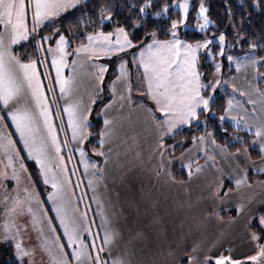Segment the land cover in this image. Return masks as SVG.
<instances>
[{"label": "crops", "instance_id": "crops-1", "mask_svg": "<svg viewBox=\"0 0 264 264\" xmlns=\"http://www.w3.org/2000/svg\"><path fill=\"white\" fill-rule=\"evenodd\" d=\"M69 10L71 9L67 11ZM59 17L54 18L52 23L45 21L38 30L44 36L52 34L54 40L49 39L46 41L47 46L39 47L37 56H31L28 50H24V55L20 56L18 47L24 44V40L11 45L10 50L21 60L27 61L31 58L38 61L37 70L43 78L44 84L45 78L42 69L46 71L62 110L66 103L78 105L80 111H84L86 108L90 109L85 113L88 138L83 143H80L78 139H72V130L65 122L67 145L75 151L77 156L78 166L72 159L74 172L71 170L68 173H66L67 171L61 172L56 167L59 160L51 148L47 129L42 120L38 122L39 135H42L47 142L48 151L52 157L50 164L53 172L61 181L65 175L70 181L69 184L64 185L67 193V210L70 215L81 221L85 229L89 226L91 229L89 238L85 235L87 231L83 230L81 238L84 239L86 245H89L88 251L92 259L84 258L81 261H76L70 256L64 258L70 260L71 264H93L97 253L90 246L94 242L96 249H103L99 253L101 264H114V261H120L121 264H189L188 257L193 258L191 264H203L205 256L215 257L221 254L238 259L241 264H254V262L246 260L245 257L254 255L256 251L257 242L251 239L252 230L249 224L251 219L259 218L258 215H264V181L249 183L246 174L248 171L264 173V152L260 150V144L264 142V135L256 136V128L264 125V95H262L264 89L259 91L256 87L248 88L236 83L239 91L245 94V99H250L252 110L248 111L245 104L231 99V110L228 114L224 113L225 118L235 127L253 133L255 147L261 152L259 159L252 160L245 150L230 153L223 146L213 142L211 137H208L209 148L212 151L210 155L220 159L223 171L231 178L245 177L242 184L239 186L235 184L238 188L237 191L228 192L231 201L221 202L215 194L213 199L215 206L213 207L210 205L211 200L208 199L212 196L211 191L202 188L201 171L199 169L189 170L191 166L195 165L196 160L203 157L200 150L201 145L197 150L193 149L195 153L191 160L182 158L187 151L175 154L174 150L179 144L169 143L172 133L164 132L162 138L165 147L161 154L159 146L161 131L157 121L153 119V116L159 118L161 114L156 111L154 102L147 100L148 96L141 98L133 94L130 87L129 71L133 72L135 69L139 71L140 68L136 66L137 63L130 60L131 55H127L128 63L124 59L118 61V70H116V62L114 66L109 64L106 74L96 72L97 83L91 82L88 86L81 84L80 88L79 85L73 84L72 75L74 73L85 70L87 75L93 79L95 76L93 61L100 63L104 60L106 62L108 56L116 57L120 54L124 57L126 54L125 52H113L108 56H103V53L98 52L96 55L89 53L77 55L75 49L81 42L72 46L67 45L68 55L64 58L65 65L61 69V76L64 79H69L73 88L66 95L61 96L56 69L52 65L54 51L52 53L46 51L49 47L52 49L55 47L57 37L48 31L43 32L45 27L55 23ZM29 24L31 27L30 14ZM52 29L56 30V27ZM0 31H3L2 25H0ZM82 42L87 44L86 38ZM122 61L125 62L124 73L120 69ZM104 65L107 68L108 65ZM252 70L251 74L254 75ZM101 77L102 79L104 77V85L101 84ZM26 100L35 111V105L31 102L30 96ZM228 106L229 104L226 108ZM0 116L5 117L4 120H0V129L2 132L6 131L4 135L12 141V144L7 147L10 146L12 149L13 158L17 161L22 160L29 167L33 165L38 170L42 184L49 189L45 192L41 202L40 226L43 229L47 227L50 234L52 233L51 226L55 227L56 231L53 236L59 237L60 244L67 245V237L64 236L63 227L53 210V202L48 198L49 193L54 191L51 184L44 183L40 165L36 163L34 155L29 156L15 125L12 124L10 117H7L3 105H0ZM66 116L68 117V115ZM105 119L110 121L109 125L104 124ZM99 122L98 133L102 130L108 131L102 148L99 144V135L96 144L89 143L90 128ZM186 125H178L173 129V132L178 133L181 131L180 129H185ZM78 148L84 149V160L89 164L87 169L81 162L82 158ZM100 150L104 151V156L98 154ZM224 156L230 158L225 159ZM237 156L241 159L238 165H236ZM65 161L64 158V167L67 169V161ZM226 161H232L231 169L225 164ZM93 164L96 167H92ZM174 168L186 170L187 178L184 180L175 179L172 175ZM224 172L221 169L210 171L215 185L220 183L224 176L227 177ZM51 174L49 173L50 176ZM74 175L79 182V191L76 188L75 190L70 189L74 186L72 182L75 179ZM90 180L92 181L91 186H89ZM241 189L245 191L242 192ZM227 203L233 204L234 208L230 209L235 210L234 216H222L221 211L223 208H228ZM84 205L86 210H84ZM238 206L240 211H237ZM84 213H86L87 220L83 219ZM4 222V219L0 217V246L8 244L15 254L16 248L11 244V241L14 242V245L17 242L13 240L12 231L5 233ZM36 222L35 214L34 216L31 214L30 217L27 215L28 225H36ZM22 231L19 243L22 248L28 247L29 253L28 256L22 258L23 264L37 263L34 261L35 255H31L29 252L30 248L34 251L35 236H31L29 230L22 229ZM106 232L111 236L108 243L103 242ZM5 236L7 239L4 238ZM260 243H264V239ZM75 247L77 246H66L63 251L71 253ZM59 251L61 254L60 249Z\"/></svg>", "mask_w": 264, "mask_h": 264}, {"label": "snow or ice", "instance_id": "snow-or-ice-1", "mask_svg": "<svg viewBox=\"0 0 264 264\" xmlns=\"http://www.w3.org/2000/svg\"><path fill=\"white\" fill-rule=\"evenodd\" d=\"M85 0H0V25L3 26V31H0V105H3L7 117H10L11 122L15 125L16 131L19 133L25 148L28 150L29 156H35L36 163L40 165L41 172L44 176V183L51 184L53 192L49 193V199L53 202V210L60 220V224L64 230V236L67 237L68 244L59 243V237H56L55 245L61 250L60 258L56 259V264H70V260L64 257L70 256L76 261H81L84 258L92 259L88 251L89 245H86L84 239L81 238V233L87 231L91 234L90 228H84L80 220L75 216L70 215L67 210V193L64 185L69 183L68 177L65 175L63 181L57 176L51 167L50 161L52 157L48 151V144L42 135H39L38 122L43 121L44 127L47 129V137L50 138L51 148L55 152V157L59 160L56 165L61 172H66L64 167V158L61 156V142L57 138L56 127L52 123V116L49 110V103L45 95L44 87L41 83L40 73L37 70L38 61L35 59H27V61L19 59L13 55L10 46L17 44L22 40H28L30 36L35 40L39 37L38 43L42 47L43 41L51 39L50 36H44L39 33V29L44 25L45 21L54 22V18L59 17L68 9H76ZM156 6V0H140L139 4H132V7H137L138 11L126 18L124 23L116 21V26L112 31L93 30L86 32L85 38L87 44L81 43L75 49V54L89 53L96 55L98 52L104 55H110L113 52H124L126 49H132V62L139 60L138 67L143 69L144 80L146 81V93L148 98L154 102L155 109L161 116L159 118L153 116L157 121V125L161 131V139L159 146L161 154L164 150V132L172 133L177 125H191L193 122H199V117L203 113L210 111V100L212 96L209 94L215 90L216 86L221 82L219 79L214 81H205L202 83L204 75L199 70V61L201 59V50L205 60H215L216 56H224L225 53V33L220 32L216 37L205 35L202 39L195 42H189L180 38L178 29L180 25H186V20L189 14V0H173L170 5L167 0L159 5V10L149 13L147 10ZM170 7H178L180 15L177 18H169L168 12ZM208 9L205 6L204 0H200L197 13V27L201 32L208 29L209 25L214 22L210 20ZM29 14L31 15V27L29 24ZM151 15L155 20L161 17L168 19V25L163 29L165 39H160L158 33L161 31V26L154 24L149 27L148 17ZM88 16L87 12L81 11V19ZM113 12L108 7H103L99 11V20L93 22L86 21L88 24L99 23L101 26L105 21H112ZM143 29L145 38H149L148 43L143 40L136 39L137 30ZM55 52L52 56V65L56 69L57 83L60 86L61 96L68 93L71 88V81L64 79L61 76V69L65 65V56L68 55L66 46L68 44L67 37L59 29L54 30ZM114 37V39H113ZM240 34H237V39ZM218 39V51L214 52L211 45ZM231 47V45H229ZM250 47L256 48V44H251ZM47 52L52 53L53 49L49 47ZM127 55V53H125ZM247 57V54H245ZM227 60L231 63L235 61L237 71L242 68L246 69L251 65L253 72H257L259 67H264V56H251L244 60H240L232 55L227 56ZM75 63V61H73ZM124 63L121 62L120 69L124 73ZM106 66L101 65L100 71L104 72ZM214 72H221V62L216 60L214 63ZM102 79V77H101ZM48 91H52L51 88ZM264 95V93H262ZM31 98V102L35 105V111L29 106L26 98ZM228 108L224 109L225 114H228L232 107V101L228 102ZM68 115V127L72 130V139L79 140L83 143L88 138L87 116L85 113L90 109L80 111L78 105L66 103L63 109ZM214 114V113H213ZM4 116H0V120H4ZM220 121L225 120V115L219 116ZM105 125H109L110 121L105 119ZM100 136L99 144L101 148L105 143V136L108 135L107 130H102L98 133ZM211 135V133H209ZM264 135V125L256 128V136ZM7 148L12 144V141L7 137ZM196 138L193 137V140ZM200 141H204V137H200ZM215 142V141H213ZM65 146L67 141L64 142ZM81 155V162L84 163L85 169L89 164L85 162L84 149H77ZM260 150L264 152V142L260 144ZM95 151V149H93ZM239 151V149H237ZM104 156L103 150L98 153ZM11 162V157H9ZM96 167L95 164L91 165ZM23 167V165L21 166ZM49 173H52L51 176ZM74 174V173H73ZM191 175V173H189ZM14 179L18 177L14 176ZM245 177L235 180V184L239 186L244 182ZM92 181H89L91 186ZM222 185H217L219 191ZM27 191V190H26ZM228 195V190L224 191V196ZM7 199V197H5ZM19 204V200L15 202ZM13 209H8L11 212ZM31 211V208H29ZM237 211H240L239 206ZM86 213L83 214V219H86ZM249 227H253L251 223ZM260 232L253 231L251 239L260 241L264 239V215L258 218ZM9 226L5 225V233L9 232ZM55 231V229H53ZM7 239V236L4 237ZM111 236L106 232L103 242L108 243ZM52 242H49L51 245ZM77 247L71 253H65L63 250L67 247ZM96 250V257L93 264H101L99 253L102 248L96 249L93 242L90 246ZM16 259L19 264H23V257L29 253L21 247L17 242L15 244ZM51 250V247H50ZM264 243L256 244L254 255L245 257L246 260L254 262V264H264ZM192 257H188L191 264ZM214 261V264H241V261L234 259L231 256L218 255L215 257H204L203 264H209V261ZM114 264H121L120 261H114Z\"/></svg>", "mask_w": 264, "mask_h": 264}, {"label": "rangeland", "instance_id": "rangeland-1", "mask_svg": "<svg viewBox=\"0 0 264 264\" xmlns=\"http://www.w3.org/2000/svg\"><path fill=\"white\" fill-rule=\"evenodd\" d=\"M205 1L206 0H204V3H205ZM178 2H179V0H177V3ZM199 3H200V0H198L197 5L193 11V19L191 21H189L190 14H191V11H192L193 6H194L193 0H189L190 7H189V14H188V17L186 20L187 26L180 25L179 29H178V35L180 36V38L187 40L189 42H195L198 39H202L205 35H208V36L215 35L216 37H218L219 33H220V32L216 33L213 30L214 29V23L209 25L208 29H206L204 32H201L199 30V28L197 27V13H198ZM171 8L174 10H177L179 12V15H180V11H179L178 7H174V8L171 7ZM207 14H208V12H207ZM56 29H59V28L56 27ZM192 31L196 32L198 35H201V36H199L198 38H195V39L194 38L190 39L189 37H187L185 35V34H188ZM222 32H224V31H222ZM52 33L55 35L54 30L52 31ZM224 33H225V37H226L224 56H222V57L216 56L215 60H205L203 58L204 50H201V59L199 61V70L204 74L202 76V83L205 81H214L216 79H219L221 82L219 85L216 86L215 90H212L209 93L212 96V99L210 100V105L212 104V102L217 97L223 96V97H225V101L227 102V104H228L229 100L235 99V100L240 101L243 104H245V108H247L248 111H251L252 105H251V102L249 101L250 99L249 100L245 99V94L239 91V89L236 86V83L245 85L248 88L256 87V89L259 91H261V89L263 90L264 85L258 86V82L260 80H264V67H260V68H262V70L258 69L257 72H255V73L253 72L251 65H249L246 69L242 68L241 70L237 71L235 61L230 63L227 60L228 55H232L233 57H236L240 60H244V59L251 57L253 55L256 57H259V56L255 55L254 53H246V52L244 53L242 51L241 34H240V38L237 39L238 33L236 32V30H234V28H231V30L226 31ZM50 36H51V39H53L52 34ZM160 39H165V38H160ZM38 40L39 39L37 37V39H35V45L37 47V50H39V47L41 48V45H40V43H38ZM67 40L69 42V44H67V45L72 46L73 43L70 41V39H68V37H67ZM148 42H149V39L144 41V43H148ZM30 43L34 44V39L32 38V36H30L28 40H24L23 45L28 47V45ZM81 43H84V42H81ZM218 44H219V41L217 39L216 41L213 42V45L210 46V47H212V50L214 52L218 51ZM23 45H20V47H18V48L20 49ZM229 45H231V47H229ZM43 46H47L46 41L42 42V47ZM53 51L55 52V47L53 48ZM124 52L127 53V55H131L130 60L132 61L133 50L132 49H126ZM245 54H247V57ZM127 55H125L124 57H122L120 54L117 55L116 57H111V56L107 55L108 61H106V62L104 60H102L100 63L93 61L92 64H93L94 70H95V76L93 77V79L89 75H87V71L81 70V71H78L77 73H74L72 75L73 84L79 85V87L81 88V84L88 86V85H90L91 82L94 84L97 83L98 76L96 75V72L102 74L100 71L101 65H104V64L108 65L106 68V72L105 71L103 72L104 74H106L108 72L109 64L114 66L117 63L116 70H118V63H119L118 61H120L121 59L122 60L124 59L128 63L129 58L127 57ZM40 56H41V53L39 54V57ZM103 56H104V54H103ZM261 56H264V51L261 53ZM216 60L221 62V72L219 74H216L214 72V63ZM135 64L138 67V64H139L138 58H137ZM46 65H47V63L45 64V66ZM88 67L90 68V66H88ZM128 67H129V65H128ZM46 68H47V66H46ZM251 70H252V73L254 75L251 74ZM42 71H43V75L45 78V84H44L43 78L40 76L41 83H42V86L44 87L45 95L47 96V99H48L49 110H50V113L52 116V123L56 127L57 137H58V140L61 142V154H62L63 158H65V160L67 161V162L65 161L67 164L66 165L67 166V172L66 173H68L70 170L74 172V170H73L74 166H73L72 159L74 160L75 164L77 165L76 153H75V151L71 150L68 145L65 146V144H64V142L67 140V137H66L67 135H66V131L64 128L65 122L68 124V117L66 116L67 113H65L62 110L60 104L58 103L54 89H53V86H52V83L49 80L46 71L44 69H42ZM81 73H82V75H81ZM108 76H109V74H108ZM129 78H130V87H131L133 94L135 96H140L141 98H146V96H147L146 81L144 80L143 69L140 68L139 71H137L135 69L133 72H132V70H130L129 71ZM103 81H104V77H103L102 82H101V84L104 85ZM103 85H102V87H103ZM49 88H51L52 91H48ZM72 88H73V85L71 84L70 89H72ZM79 92H80V90H79ZM226 92H227V95H225ZM78 93H77V96L79 95ZM147 100H150V99L147 98ZM207 113H210V111ZM192 124L196 125L197 122H193ZM188 126L189 125H186L185 127L189 128ZM180 130H183V129H180ZM4 133H6V131L2 132V129H0V217L3 218L5 221L4 222V228H5L6 224L9 226L10 231L13 232V240H15L16 242H20L19 236L23 234L22 229L24 231L29 230L31 236H35V240H34L35 246L33 247L34 251H32L31 248L29 250L31 255H35L34 261H36L37 263H33V264H56V259L60 258L61 254H60L59 248L56 247V245H55V238L56 237L53 236L55 234L53 231V229H55V227L51 226L50 229L52 230L51 231L52 233L50 234V233H48L46 226H45L46 227L45 229H43L40 226L41 222L39 221V218H40L39 211H40V207H42L41 202H42V199L45 195V192H47V190H49V189L47 187H44V185L42 184L41 178L38 175V170L36 168H34L33 165H31L29 167L22 160H20V161L15 160L13 158L14 154H13V151L10 148V146L7 148L3 147V145L7 144L6 143L7 139L3 138V137H6V135H4ZM201 136L204 137L203 142L200 141ZM172 137H173V134L170 136V138H172ZM208 137H211V136L210 135H199L196 138L198 140H196V139L193 140L191 145L185 149V151H187V152H186V154H184L182 156V158L191 160L192 156H194V153H195V150H193V149L197 150L199 145H201L200 150H201V153L203 154V157H201V159H199V160H196L195 165L191 166V168L189 170L194 171L192 169H199L201 171L200 175L202 176V188L205 189L206 191H211L212 196L208 197V199H209V201L211 200L210 205L214 207L215 204L213 203V199L215 198V194L217 195V197L220 199L221 202L226 203V202L231 201L232 199L230 198L229 194L227 196H224V191L228 190V192L232 191L231 193H234L235 191L238 190V188L234 183L236 179L234 177L231 178L228 174H226L223 171L222 167L220 166V164H221L220 159L214 155H210V153L212 154V151L209 148V144H208L209 138ZM175 144H177V143H174V145ZM178 144H180V143H178ZM253 146L255 147L254 142H253ZM9 157H11V162L9 161ZM223 158L229 159L230 157L224 156ZM240 161H241V159L239 158V156H237L236 157V165H238L240 163ZM225 164L229 166V169H231L233 167L232 161H226ZM22 165H23V167H21ZM64 166H65V164H64ZM212 169H215L216 171L221 169L222 172H224L227 176V177L224 176L222 178V180L220 181V183L217 184V185H222V187H220L219 191H217V185H215L216 183H213V176L210 173V171ZM14 176L18 177V179H14ZM74 176H75L74 177L75 181L74 180L72 181L74 186H73V188L70 187V189L75 190V188H76L79 191V182L77 181L76 175H74ZM228 181L230 182L229 186L231 187V189H227ZM241 191L244 192L245 190L241 189ZM5 197H7V199H5ZM17 200H19V204H15V202ZM235 202L237 203L236 200H235ZM226 206L228 208H223L224 211H227L230 208H234L233 204L229 205L227 203ZM29 208H31V211H29ZM8 209H13V210L11 212H9ZM84 210H86L85 205H84ZM26 212H27V214H26ZM31 214L33 216L35 214V216L37 218V222L35 223L36 225H33V224L28 225V223H27V215L30 217ZM258 216H260V215H258ZM86 220H87V218H86ZM27 225H28V227H27ZM88 228H90V226ZM251 230H252V232L256 231V230H254V227H251ZM55 231H56V229H55ZM256 232H258V231H256ZM85 235H86V237L89 238L88 235H91V234H89L87 232V234H85ZM49 242H52L51 245L49 244ZM256 242L260 243L261 240L256 241ZM11 244H13V246H15L13 241H11ZM50 247H51V250H50ZM0 248H1L0 250H6V249L7 250L8 249L13 250L11 246H8V244H4V245L2 244L0 246ZM23 249L28 252V247H23ZM14 256H15V254H14ZM15 258H16V256H15ZM262 260H264V258H262ZM209 263L214 264V261L210 260Z\"/></svg>", "mask_w": 264, "mask_h": 264}, {"label": "trees", "instance_id": "trees-1", "mask_svg": "<svg viewBox=\"0 0 264 264\" xmlns=\"http://www.w3.org/2000/svg\"><path fill=\"white\" fill-rule=\"evenodd\" d=\"M140 0H87L82 3L78 8L71 9L61 15L55 23L44 28L43 32L48 31L52 33L53 27H58L70 41L75 44L85 40V33L93 30H99L107 32L113 30L116 26V21L124 23L126 18L133 15L138 11L137 7H132V4H139ZM165 0H156V6L148 9L149 13L159 10V5L164 3ZM171 5L173 0H167ZM198 0H193V9L191 11L189 21L193 19V11L197 5ZM205 6L208 9V16L214 22V31L216 33L221 31H229L234 28L237 33L241 34V48L245 53H254L257 56H261L264 51V0H206ZM103 7H108L113 12L112 21H105L103 26L99 23L88 24L86 21L92 20L97 22L99 20V11ZM81 11L87 12L88 16L81 19ZM179 12L170 7L168 12L169 18H177ZM149 27L154 24L161 26V31L158 33L159 38H166L163 29L168 25L169 20L161 17L159 20H155L151 15L148 17ZM144 30H137L135 36L137 40L146 41L149 38H145L143 35ZM190 39L198 38L196 32L192 31L185 34ZM256 44V48L250 47L251 44ZM24 50H28L31 56H37L38 50L34 44L30 43L28 47H21L18 52L20 56L24 55ZM259 70L262 68H258ZM264 85V80L258 82V86ZM227 106L225 97H217L211 104L210 113H203L199 117V122L196 125L191 124L175 135L169 140V143H180L174 150L175 154H180L191 145L193 137L197 138L199 135H209L215 143L226 148L230 153L239 151H247L252 160H257L261 157V152L253 146L254 135L253 133L245 130H241L235 127L226 118L222 122L219 119L220 115H224V109ZM214 113V114H213ZM98 127L100 122L96 126L90 128L89 143L96 144L98 139ZM198 140V139H196ZM239 149V151H237ZM172 175L175 179L184 180L187 178V171L182 168H174ZM247 181L253 183L256 181H264V173L248 171L246 174ZM227 183V189H231ZM222 216H234L235 210L229 209L227 211H221ZM258 218L251 219V224L254 230L260 232V229L256 227L258 225ZM0 264H19V261L15 258L13 250L6 249L0 253ZM213 264V263H209Z\"/></svg>", "mask_w": 264, "mask_h": 264}]
</instances>
